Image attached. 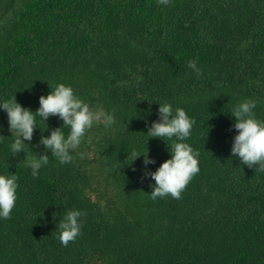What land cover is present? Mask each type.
<instances>
[{"label":"trees","instance_id":"16d2710c","mask_svg":"<svg viewBox=\"0 0 264 264\" xmlns=\"http://www.w3.org/2000/svg\"><path fill=\"white\" fill-rule=\"evenodd\" d=\"M60 83L115 123H94L70 163L49 151L33 177L26 154L63 121L37 116L14 157L0 108V175L18 177L0 264H264V170L231 155L232 109L255 100L264 121V0H0V103L35 112ZM164 103L195 121L183 142L200 170L179 200H153L146 175L171 158V140L147 135ZM147 150L155 163L127 159ZM71 210L86 215L65 247L56 227Z\"/></svg>","mask_w":264,"mask_h":264},{"label":"clouds","instance_id":"9594fccd","mask_svg":"<svg viewBox=\"0 0 264 264\" xmlns=\"http://www.w3.org/2000/svg\"><path fill=\"white\" fill-rule=\"evenodd\" d=\"M159 4L168 5L170 0H158ZM188 67L193 69L199 77L201 70L197 67L196 59L188 61ZM40 107L32 110L20 105L15 97L0 103V108L6 111L8 116L9 131L15 136L10 146L13 156L25 151V141L31 142L36 126V117L46 122L49 117L57 116L63 121L62 127L69 128L67 136L61 128L51 131L49 136H41L39 141L46 150L44 154H36L31 158L25 156L26 166L32 170V176L37 177L39 169L48 164L49 151L57 158L59 163H70L73 159L71 152L76 150L86 132L94 123H102L105 127H111L115 123L113 113L103 109H93L89 104L78 98L70 86L60 83L51 89L47 96L39 97ZM256 101L246 99L237 104L231 115L235 117L233 127L237 130L231 148V155L239 157L241 163L249 168L264 170V121L255 117L254 109ZM158 121H154L148 129L150 138H160L165 142L171 140L169 146L171 158L164 161L155 172H148L155 185L150 194L153 200L171 196L173 199H182V193L193 177L199 172V152L183 141L188 139L195 123L183 108H176L173 112L171 104H159ZM23 138V139H21ZM175 138V139H173ZM82 155V154H81ZM141 155L144 156V164L155 163L148 156V150L144 154L133 151L127 159L134 162ZM18 177L0 175V218L10 219L15 207ZM86 215L79 210L68 211L57 224L58 239L67 247L80 235V217Z\"/></svg>","mask_w":264,"mask_h":264}]
</instances>
